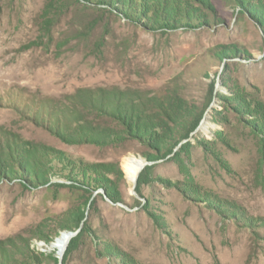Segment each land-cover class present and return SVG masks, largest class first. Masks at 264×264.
<instances>
[{
	"label": "rangeland",
	"instance_id": "374dc122",
	"mask_svg": "<svg viewBox=\"0 0 264 264\" xmlns=\"http://www.w3.org/2000/svg\"><path fill=\"white\" fill-rule=\"evenodd\" d=\"M242 1L0 0V264H264V0Z\"/></svg>",
	"mask_w": 264,
	"mask_h": 264
},
{
	"label": "bare ground",
	"instance_id": "6f19581e",
	"mask_svg": "<svg viewBox=\"0 0 264 264\" xmlns=\"http://www.w3.org/2000/svg\"><path fill=\"white\" fill-rule=\"evenodd\" d=\"M205 126H206V119L200 124L199 129L203 130ZM141 163L142 162L136 159L135 157H129L126 159L124 163V171L130 183H132L136 178V176L138 175ZM69 241L70 238L66 236L65 232L60 233V235L57 238H55L52 243H50V248L54 249L57 255L59 256L63 254Z\"/></svg>",
	"mask_w": 264,
	"mask_h": 264
},
{
	"label": "trees",
	"instance_id": "16d2710c",
	"mask_svg": "<svg viewBox=\"0 0 264 264\" xmlns=\"http://www.w3.org/2000/svg\"><path fill=\"white\" fill-rule=\"evenodd\" d=\"M240 1H241L240 3L243 4V1L242 0H240ZM128 9H130V7ZM183 19L186 21V18H183ZM196 22H197V24H201V23L205 24L206 23V19L202 20V21H199V22L196 21ZM233 55H236V54L233 53ZM201 117H202V112L197 114V115H195V119L187 125V127L185 128V131L187 132V135H188V133L192 132L193 130H195L197 128V126H198V124H199V122L201 120ZM142 127H143V132L142 133L145 136L147 134V127L145 125H142ZM149 170H150V167H148V166H146V167H144L142 169V171L140 172V174H139V176L137 178V185L142 183L144 175ZM136 190H137V186H136ZM77 229H78L77 226H73V227L65 226V227L61 228V232H76ZM61 232H59L51 241L50 240L47 241V242H49L48 244L52 243L54 241V239L57 238L60 235ZM79 235L80 234L78 233L76 236H74L73 238L70 239V241H69V243L67 245V249H66L65 255L67 254V252H69L71 250V248L73 247L74 243L77 241Z\"/></svg>",
	"mask_w": 264,
	"mask_h": 264
},
{
	"label": "water",
	"instance_id": "95a60500",
	"mask_svg": "<svg viewBox=\"0 0 264 264\" xmlns=\"http://www.w3.org/2000/svg\"><path fill=\"white\" fill-rule=\"evenodd\" d=\"M145 164L144 163H141V166H140V169H139V172L144 168ZM138 176V175H137ZM137 176L136 178L134 179V184L136 183V180H137ZM80 231V229H78L76 232H65L66 236L68 238H73L74 236H76L78 234V232Z\"/></svg>",
	"mask_w": 264,
	"mask_h": 264
}]
</instances>
